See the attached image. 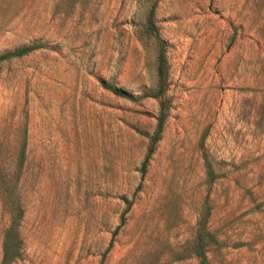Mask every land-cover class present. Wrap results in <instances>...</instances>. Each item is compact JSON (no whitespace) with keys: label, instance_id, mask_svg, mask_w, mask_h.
<instances>
[{"label":"rangeland","instance_id":"rangeland-1","mask_svg":"<svg viewBox=\"0 0 264 264\" xmlns=\"http://www.w3.org/2000/svg\"><path fill=\"white\" fill-rule=\"evenodd\" d=\"M34 43L0 60V264L13 215L7 264H202L205 232L264 264V0H0V55Z\"/></svg>","mask_w":264,"mask_h":264},{"label":"trees","instance_id":"trees-1","mask_svg":"<svg viewBox=\"0 0 264 264\" xmlns=\"http://www.w3.org/2000/svg\"><path fill=\"white\" fill-rule=\"evenodd\" d=\"M148 25L149 28L157 35V26L154 22V13L153 9L150 11L148 16ZM159 45H160V53L158 56V66H157V74H158V89L156 93L154 94L155 97L158 98L159 101V109L158 114L156 116V127L154 130L153 135L150 138V146L148 148V152L146 157L144 158L142 165H141V173L143 174L145 171V168L147 166V162L149 159V156L153 153L156 142L160 139V134L162 132L165 120L168 115L169 111V99L165 95L166 91V77H167V62H166V56H165V46L164 41L158 37ZM40 47V44L34 43L30 45H24L17 47L11 51L5 52L0 55V60L6 59L8 57L12 56H21L29 53L30 51ZM103 86L107 89H109L111 92L118 96L127 97L130 99H135L132 95L126 93L124 90L112 86L107 83H103ZM144 96H147L145 94ZM16 219V216L13 215V225L10 226L9 230L4 235V264H7L10 260H13L18 255V241H17V233L16 228L14 226V221ZM207 241V242H205ZM216 243L217 240L215 236L212 233L205 232V233H199L196 238L195 242V248H196V254L200 257V261L202 264L206 263L203 247L205 243Z\"/></svg>","mask_w":264,"mask_h":264}]
</instances>
